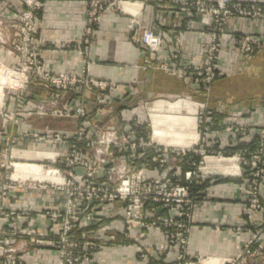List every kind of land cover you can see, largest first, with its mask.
I'll return each instance as SVG.
<instances>
[{
    "label": "crops",
    "instance_id": "0c3cea01",
    "mask_svg": "<svg viewBox=\"0 0 264 264\" xmlns=\"http://www.w3.org/2000/svg\"><path fill=\"white\" fill-rule=\"evenodd\" d=\"M119 1L127 2L126 14L109 10L102 13L98 26L89 39L90 46L85 56L78 55L76 43L82 39L87 0H45L44 9L34 29L33 42L38 46L44 70L79 75L84 58L88 64L86 77L114 83L115 86L108 92L111 110L96 116L97 123H113L119 113L128 118L136 116L143 121L144 107L149 105L147 112L150 111L151 120L159 123L158 134L170 138L175 126L172 123L163 124V119L169 114L194 117L198 100L206 107L211 119L224 125H230L229 122L241 125L248 123L255 128L261 122L264 101V48L252 55L242 56L232 45V37L237 34L260 37L264 44V18L232 16L226 20L223 26V48L218 62L220 75L211 83L209 91L203 94L198 93L192 86L191 77L181 79L166 70L144 69L147 53L139 43V36L141 28H150L160 37L161 46L156 54L159 63L175 69L184 65L201 67L205 62L204 54L210 38L204 31L211 18L207 14L194 12L191 4L194 1L211 0ZM239 1L246 4H264V0ZM20 6L19 0H0V12H12V17L14 12L20 10ZM6 63L9 65L11 61ZM30 90L32 93L25 96L27 100L24 103L16 98L15 92H7V109L13 110L24 105L23 110H30L42 98L41 95L47 93L37 83H31ZM69 97L72 98L71 106L82 102L86 110L94 115L96 106L93 95L84 87L78 86ZM21 121L26 129L32 131L59 130L67 133L72 132L78 122L77 119L52 116L26 119L25 114L21 115ZM211 130L222 141L228 137L224 130L215 127ZM190 131L193 129L190 128L188 134H191ZM252 131L249 130V137L243 139L242 144H237V148L246 146ZM214 134L210 133L213 137ZM176 135L182 138L181 134ZM19 145L39 150L58 148L55 143L33 142L29 139L19 141ZM229 146L234 145L224 141L219 148ZM17 152L16 150L15 153ZM228 173L233 171L228 169L226 174ZM209 183L206 187L207 198L199 200L193 209V225L187 253L200 260L208 258L210 263H221L233 257L247 237L257 229H261L260 239L264 246V212L248 209L244 213L246 204L241 201L244 189L241 181L215 178ZM260 190L264 196V185L260 186ZM15 193L7 205L13 209H35L41 201L53 200V196L62 203L60 194L35 191ZM38 226H48L47 220L41 221ZM151 238L153 241H160L165 235L163 231L155 230L151 232ZM42 254L50 263L52 258L49 253L44 250ZM96 257V264H154L148 259H139L135 251L129 248L108 247ZM172 260L171 254L164 262L170 263ZM243 264H264V256L248 259Z\"/></svg>",
    "mask_w": 264,
    "mask_h": 264
},
{
    "label": "rangeland",
    "instance_id": "374dc122",
    "mask_svg": "<svg viewBox=\"0 0 264 264\" xmlns=\"http://www.w3.org/2000/svg\"><path fill=\"white\" fill-rule=\"evenodd\" d=\"M41 1L43 3V7L35 15L36 25L38 24L40 13L43 11L45 6V0ZM19 2L21 5L20 10L18 12H14V17L10 15L12 12H0V68L3 70L2 76L4 77H7V73L5 71L6 68H8V70L15 69L17 67V58L20 57V53L15 51V46L20 47L22 44V37L18 28V20L21 18L23 13L27 11V9L23 0H19ZM36 25L34 26V29ZM31 44L37 46L33 42V37L31 38ZM8 60L11 61V64L9 65L6 63ZM31 83L39 84L38 82L31 80L27 89L22 93L13 89H8L7 91L2 89L0 94V197L3 193L7 195V197L2 200L0 208L4 209L7 213L12 210L19 213H29V215L21 216L23 218L15 225L20 231H27L30 229L34 231L31 236H21L20 238L15 239L8 233L4 235L0 232V240H3L4 238L10 240L12 239L11 246L17 250L20 249V251L16 253L15 257L19 258L21 264H96V255L108 247L133 249L139 259H148L154 264H176L177 262L175 259L177 253L184 251L185 262H187L190 257H193L187 253L189 236L193 225V209L199 200L207 198L206 187L210 184L209 182L215 178L236 179L241 181L244 185L241 201L246 204V210L244 213H247L248 209L264 212V201H262L263 210L251 209L249 204L244 201L246 200L245 191H247L249 185L254 181L251 177H247L248 173L253 172L250 165L253 157L251 151L253 152L252 149H264V143H262L264 142V139L259 138L258 135L259 130H262L264 125V101L261 122L255 128L250 126L248 123L241 125L229 122L230 125H224L221 122H217L215 119L210 118L206 107L201 104L202 102L199 100L196 101V104L198 105L196 106V115L194 117H190L192 119L194 118L196 139L189 146L173 147L161 144L154 139L153 123L151 117L149 116L150 111L147 112L149 105L148 107H144L143 121L136 116L128 118L119 113L113 123L99 124L95 119L98 115L94 117L90 114L91 118L85 124V138L83 135L79 136L78 134H75L79 131L82 124L79 119H77L78 122L76 128L70 133L59 130L40 132L26 129L23 126L24 123L21 121L22 114H25L26 119L45 116H52L60 119H75L71 117H57L49 113L46 115L29 116L28 112L32 110L35 111L34 108L39 106L41 102L51 96V100L56 102V105L60 107L62 106L61 104L70 103L72 98L69 96L76 88L71 90H54L51 93L52 95L49 93H43L41 95L42 98L35 102L30 110H23L22 108L24 105H22L23 107L17 106L13 110L7 109V92H15L17 96L16 98L20 99L19 101L24 103L27 100L25 96L28 97L32 93L30 90ZM64 91H67V95H65L66 97L63 100H60ZM200 105L203 106L201 107ZM107 107L104 111L111 109V106L110 108ZM171 116L184 117L169 114L165 117V119H163L162 123H170L168 119H170ZM212 127L219 128L224 130V132H227L228 137L226 140L223 139L222 141L220 138H217V135L211 130ZM247 128L253 130L250 135L251 137L249 138L246 146L237 148V144H242V141H244L243 139H247V137H249L250 129ZM111 132H116L115 135L117 139L116 144L111 145L109 148L115 152L113 161L109 164L110 166H98V168H96V173H100L101 168L104 172L106 169H110L108 177L111 181H114V183L117 182V184L113 186L114 190L119 187V181H121V178L127 169H131L133 173L141 172L145 178L152 180L165 174V178L172 183V180L174 179L178 181L182 180L181 174H175L173 172L176 171L174 168L180 164L182 172L191 167L192 172L198 176L196 180L197 183L193 182V184L188 187L191 197L194 198L192 208L189 210L190 218L185 216L178 217L179 224L186 225V229H188L189 232L186 243L183 247L184 250L176 244L180 243L182 240V234H179L180 229L165 226L164 223V218L175 215L178 212V209L175 207L168 210L166 209L167 211H161V218L156 214H152L149 207L147 209L133 211L131 213V216H133L132 219H130L131 222L126 223V207L124 203L121 201H114L111 202L108 207L96 210V217L99 221L97 220L98 222H96V225L90 226L89 230L82 231L81 227L76 228L75 226L72 230H69L66 233L62 232L61 225H64V222L55 220L54 215L57 212L62 211L65 204V198L63 193L58 190H54L52 185H61L68 175L76 178V180L81 176V158L78 155L74 156V150L72 152V149H95L91 146V142L97 143L101 133ZM52 133L70 136L71 142L64 139L55 140L51 138ZM128 133L134 135L132 141L126 139L125 136L128 135ZM210 133H213L216 137L211 136ZM33 135H37V137H34ZM28 139L33 140V142L47 141L55 143L58 145V148L39 150L36 148L31 149L20 147L19 141ZM224 141L234 146L219 148L220 143H223ZM132 143L135 145L134 148L131 147ZM100 149L103 148L100 147ZM145 149H147L148 152L146 155H142V153L146 151ZM16 150L18 151L17 153H15ZM164 150L167 151L164 152ZM181 150L186 153L187 151H191V156L184 161H180L179 159H175V161H173L171 159V152L174 151V153H177ZM159 152L160 155L165 157L168 161L164 169L152 164L146 170H142L145 162V156L152 158ZM131 155L133 157L132 159H130ZM240 158L245 159L249 165L244 167L243 165L241 166L239 163ZM104 159L106 161V158ZM219 160H228V162L223 163ZM31 166L35 167L28 169L24 168ZM222 168H225V170H222ZM238 168L240 169L239 172ZM228 169H231L233 173L226 174ZM9 179L19 181V184L21 183L24 186L20 188L17 186L18 184H16V182L15 184L9 183ZM29 183H34L35 189H30L28 187ZM261 185H264V180L259 181L258 184L260 194L263 196L260 190ZM16 191H35V193L44 192L54 195L60 194L62 197V203L60 199L56 200V196H53V200H43L39 203V206L35 207V209H13L7 205L13 198L12 196L16 194ZM58 203H61V205ZM173 210L175 213H171ZM144 217L146 218L144 219ZM136 218H142L144 220L140 221ZM44 220H47L48 226H38V223ZM77 220H79V218H77ZM35 221L37 224H35ZM0 223L2 224L0 225V229L9 228L8 217L0 220ZM155 230L163 231L165 238L160 241H153L151 238V232ZM257 230L260 231L261 235V229ZM38 232L42 233L41 235L36 236V233ZM44 234L48 236L46 239L42 238ZM32 239L34 240L31 241ZM46 242L51 243V246H44V243ZM22 245L23 248L21 249ZM160 245H165L167 248V250L165 249L161 251V254L157 251ZM91 246L95 247L96 251L91 252L89 249ZM44 250L47 251L49 256L52 258L50 263L47 262L48 258L42 254ZM61 251L64 253L62 262H60L59 258V253ZM171 254L173 255L172 262L163 263L165 258L168 255L170 257ZM9 261L10 260H0V263L7 264ZM205 263L206 258L203 259L200 264ZM208 263L210 264V262Z\"/></svg>",
    "mask_w": 264,
    "mask_h": 264
},
{
    "label": "built area",
    "instance_id": "2783aa9c",
    "mask_svg": "<svg viewBox=\"0 0 264 264\" xmlns=\"http://www.w3.org/2000/svg\"><path fill=\"white\" fill-rule=\"evenodd\" d=\"M23 1L26 5L27 11H25L18 20V28L21 33L22 44L20 47L15 46V51L20 53V57L17 58V67L15 69L8 70V68H6L5 70L7 76H10L14 82L6 84L2 89H5L6 91L8 89H13L22 93L27 89L31 80L43 85L49 94L54 90H71L78 86H82L93 95V102L96 106L93 116L101 115L107 106V108H110L108 92L115 86L114 83L86 77L85 74L88 71V64L84 61V58L82 60L84 65L81 74L79 75L69 72L51 73L44 70L38 53V47L31 44L34 26L36 25L35 15L41 10L43 3L41 0ZM126 7L127 2H121L119 0H87L86 19L83 24L82 39L80 42L76 43L78 55L85 56V53L90 46L89 39L92 36L93 30L98 26L102 13L109 10L126 14ZM191 8L194 12L207 14L211 18V22L204 31L209 34L210 38L204 54L205 62L203 66L184 65L175 69L159 63L156 60V54L160 49L161 40L160 37L150 28H141L139 43L147 53L144 69L166 70L170 74L181 79L191 77L192 86L197 89L198 93L204 94L209 91L211 83L220 75L218 72V62L220 60V52L223 48V26L226 23V20L232 16L241 18H264V4H246L239 0H211L194 1L191 4ZM232 38V45L242 56L252 55L264 48L263 41L260 37L253 38L250 35L237 34ZM65 95H67V91H64L60 100H63L66 97ZM51 99L52 96L46 98L45 101L41 102L39 106L34 108L35 111L32 110L28 112V115H46L49 113L57 117L79 119L82 124L79 131L75 134H78L79 136L83 135L84 137L85 124L91 118L85 105L80 102L75 106H71L68 102L61 104L62 106L60 107ZM200 106L202 107L203 105ZM115 134L116 132L101 133L97 143L91 142V146L95 149H72V152L74 150V156L78 155L81 158V176L76 180V178L68 175L61 185H52V188L62 192L65 198V204L62 211L57 212L54 215L55 220L64 222V225H61L62 232L66 233L69 230H72L75 226L76 228L81 227L82 231L89 230L90 226L96 225V222L99 221L96 217V210L108 207L110 203L114 201H121L124 203L126 207V223L131 222L130 219L133 217L131 216V213L133 211H139L149 207L152 214H156L160 217L161 211L175 207L178 209V212L175 215L164 218V223L165 226L180 229L179 234H182V240L180 243L176 244L184 250L183 247L186 243L189 232L188 229H186V225L179 224L178 217L185 216L190 218L189 210L192 208L194 198L191 197L188 187L193 184V182L197 183L196 180L198 176L192 172L191 167L189 166L187 170L182 172L180 164L174 168L176 171H172L175 174H181L182 180L178 181L174 179L172 180V183L165 178V174L152 180L145 178L141 172L133 173L131 169H127L122 176L121 181H119V187L114 190L113 186L116 185L117 182L114 183V181H111L108 177L110 169H106L104 172L101 168L100 173H96V168H98V166H107L112 163L115 152L109 148L111 145L116 144L117 139ZM258 135L259 138L264 139V125L262 130H259ZM33 136L37 137V135ZM133 136L134 135L128 133L125 137L132 141ZM51 138L55 140L64 139L71 142L70 136L60 135L58 133H52ZM134 146L135 145L132 143L131 147L134 148ZM100 147L103 149H100ZM145 150L146 151H144L142 155H146L148 152L147 149ZM252 150L253 152L251 151V153L253 154V157L250 165L253 172L248 173L247 177H251L254 181L249 185L247 191H245L246 200L244 201L249 204L251 209L263 210L262 201L264 199L260 194L258 184L259 181L264 180V149ZM166 151L167 150H164V152ZM190 152L191 151H187L186 153L181 150L180 152L174 153V151H172L171 159L173 161H175V159L184 161L191 156ZM104 158H106V161ZM132 158L131 155L130 159ZM239 160L241 166L243 165L244 167L249 165L245 159L240 158ZM167 162V159L161 156L160 152L152 158L145 156L142 170H146L152 164L164 169ZM239 170L240 169L238 168V172ZM15 182L20 188L24 186L21 183L19 184V181L9 179V183L15 184ZM28 187L30 189H35L34 183H29ZM5 197H7L6 194H1L0 204ZM25 215H29V213H19L14 210L7 213L4 209L0 208V220H3L5 217H8L9 219V228H1L0 232L4 235L8 233L12 238L14 237V239L20 238L21 236H31V234L34 233L33 230L20 231L15 225L23 218L21 216ZM77 218H79V220H77ZM145 218L146 217H144V219ZM136 219L140 221L144 220L142 218ZM41 233L42 232L36 233V236L41 235ZM47 237L48 236L45 234L42 236L43 239H46ZM33 240L34 239L31 241ZM11 245L12 239L4 238L3 240H0V260H10L7 264H21L19 258L15 257L20 249L17 250ZM45 245L50 247L51 243L46 242L44 243V246ZM22 248L23 245L21 246V249ZM89 249L91 252L96 251V248L92 246L89 247ZM165 249L167 250L165 245H160L157 251L161 254V251ZM63 255L64 253L61 251L59 253L60 262H62L64 258ZM258 256H264V246L260 239L259 230L254 231L244 241L241 248L233 257H230L221 263L214 262L210 264H243L248 259L256 258ZM208 260L209 259L207 258L206 261L208 262ZM175 261L177 262L176 264H200L203 260L190 257L188 261L185 262V252L181 251L177 253Z\"/></svg>",
    "mask_w": 264,
    "mask_h": 264
},
{
    "label": "bare ground",
    "instance_id": "6f19581e",
    "mask_svg": "<svg viewBox=\"0 0 264 264\" xmlns=\"http://www.w3.org/2000/svg\"><path fill=\"white\" fill-rule=\"evenodd\" d=\"M3 70L0 68V76H1V81H0V94L2 91V88L8 83L10 82H14V80L10 77H4L2 76ZM1 100V99H0ZM168 121L172 124H174V131L170 133V138L167 137H163L162 135L160 136V134H158L159 130L158 129V123L154 122L152 120L153 123V129H154V139L156 141H158L161 144L167 145V146H173V147H186L191 145L195 139H196V135H195V123H194V118H185V117H173L171 116L170 119H168ZM193 127V131L191 132V134H188L187 131H189V129ZM181 134L182 138L178 137L176 134ZM167 138V139H165ZM210 160V159H209ZM220 162L223 163H227L228 160H219Z\"/></svg>",
    "mask_w": 264,
    "mask_h": 264
}]
</instances>
